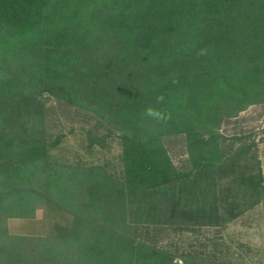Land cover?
<instances>
[{
  "label": "trees",
  "instance_id": "trees-1",
  "mask_svg": "<svg viewBox=\"0 0 264 264\" xmlns=\"http://www.w3.org/2000/svg\"><path fill=\"white\" fill-rule=\"evenodd\" d=\"M53 103L91 124L85 157ZM255 105L264 0H0V264H244L224 232L264 176L223 127ZM112 142L117 168L90 157ZM38 209L46 234L9 232Z\"/></svg>",
  "mask_w": 264,
  "mask_h": 264
},
{
  "label": "rangeland",
  "instance_id": "rangeland-1",
  "mask_svg": "<svg viewBox=\"0 0 264 264\" xmlns=\"http://www.w3.org/2000/svg\"><path fill=\"white\" fill-rule=\"evenodd\" d=\"M48 128L53 131H61L68 134L62 153L74 157H85L84 145L86 144L84 129L90 128L91 124L75 110H68L53 103L48 112ZM264 105H255L247 108L236 119L230 120L223 127L227 136L235 133L254 136L258 141V155L264 176ZM170 153L177 162L180 153V141L170 142ZM120 147L117 142H112L110 148L104 152L93 153L95 161H107L110 166L118 167V155ZM55 217L46 210L38 209L35 218L32 219H9L8 230L11 234L44 235L51 226ZM226 242L233 246L242 244L240 248L244 264H264V203L259 204L243 216L230 223L224 232ZM247 247V248H246ZM248 251V253H247Z\"/></svg>",
  "mask_w": 264,
  "mask_h": 264
}]
</instances>
